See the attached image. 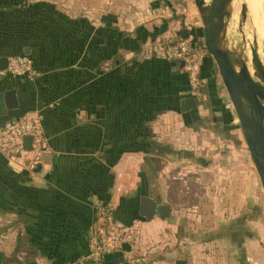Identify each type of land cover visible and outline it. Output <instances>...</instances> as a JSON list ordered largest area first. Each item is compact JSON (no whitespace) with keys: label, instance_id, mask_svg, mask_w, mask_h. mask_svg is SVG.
Instances as JSON below:
<instances>
[{"label":"crops","instance_id":"obj_1","mask_svg":"<svg viewBox=\"0 0 264 264\" xmlns=\"http://www.w3.org/2000/svg\"><path fill=\"white\" fill-rule=\"evenodd\" d=\"M25 1L0 0V58L28 56L35 72L0 81V125L39 112L48 151L34 170L0 154V216L15 223L1 247L6 264H91L89 232L108 205L120 224L140 223L144 247L173 241L142 264H247L248 240L224 234L231 220L191 201L195 188L179 180L195 167L201 177L204 168L221 176L229 154L215 147L233 154L237 142L235 121L217 108L216 65L204 54L207 99L184 112L182 101L193 97L183 64L152 52L174 37L203 40L196 0ZM184 130L193 144L210 140L213 164L200 167L196 154L181 160ZM142 198L169 206V217L148 220ZM128 250L103 264H129Z\"/></svg>","mask_w":264,"mask_h":264},{"label":"rangeland","instance_id":"obj_2","mask_svg":"<svg viewBox=\"0 0 264 264\" xmlns=\"http://www.w3.org/2000/svg\"><path fill=\"white\" fill-rule=\"evenodd\" d=\"M204 1L207 5L212 0ZM8 3H10V1H8ZM24 4L27 6L30 5L29 0H26ZM243 4L244 3L242 0H235L232 4L230 8L231 18L228 22V29L224 42L225 44L227 43L226 46L228 47L229 52H231L235 57H240L242 61L247 63L250 73H252V76L258 80L256 71H264V18L262 25H260V29L262 30H257L251 21L248 7L246 10V18L244 20L242 16ZM261 4V6L263 7L264 2H261ZM262 13L264 15V11H262ZM261 26H263V28H261ZM215 75L217 81L219 80L218 86L219 88L221 87L219 94L221 98V105L217 106V108H225V111L230 114L229 116L231 120H234L237 126L238 135H235V140H237L236 144H234V142L231 140V145L233 142V154H230L232 151V147L230 146L224 147L222 145H219L215 147L217 150L221 149L222 153L224 151L225 153L229 154L225 155L226 159L222 160L221 176L215 177L213 170V172L205 171L204 168L202 169L203 176L201 177L196 171L200 170L201 168L198 169L195 167L193 169L186 171L184 170L183 172H181L182 174L179 176V180L183 184L191 185L193 186V189L195 188L194 192L186 194L188 195V197H190L191 201L200 202L202 200L209 205V209H211L212 212L216 211L219 217L226 216L229 221L231 220V224L229 226L226 225V228L223 229L226 231L224 232V234H234V236L232 237L234 242L239 243L243 239L248 240L247 264H264L263 183L259 176L252 153L249 149L248 154L245 153L247 148L246 138L236 114L235 108L219 76L217 67H215ZM207 87L208 83L206 82V90ZM211 103L212 105H216L212 101ZM221 118L223 121L224 117L221 116ZM183 134L185 135L186 141L184 140L180 142V146H177V148L180 150L179 155L181 157V160L184 159V156L192 157L191 154H196V156L199 157L198 159H201L202 161H199L200 167H202L204 163L207 165L213 164L212 153L213 150L216 149H213L211 143L209 142L210 140H208V144L205 145L202 141H200L203 140V138H199L197 139V141H195L196 144H193V131L192 133H188L184 130V132H182V135ZM167 146L168 148L174 147L173 145ZM258 162L261 161L259 160ZM187 166L189 165H185L183 167L187 169ZM212 183H214L217 189H212L213 186H210V188L206 189V185ZM200 184H203L205 187H201ZM241 228L243 229V232H241ZM219 233L221 234V232ZM4 239L5 235H2V237H0V264H6L9 262L8 259L2 256L1 247L2 245L6 244L3 242Z\"/></svg>","mask_w":264,"mask_h":264},{"label":"built area","instance_id":"obj_3","mask_svg":"<svg viewBox=\"0 0 264 264\" xmlns=\"http://www.w3.org/2000/svg\"><path fill=\"white\" fill-rule=\"evenodd\" d=\"M152 52L166 60H176L183 64L189 79L191 95L195 100L203 97L201 67L206 48L195 49L191 37H174L159 41ZM33 62L28 56L8 58L5 69L0 70V81L7 77H30L34 75ZM31 138V148L27 149L25 139ZM48 151L42 134V116L39 112H28L17 120L0 125V153L19 169L34 170ZM91 264H103L107 255L121 252L128 247L129 264H142L158 256L173 246L172 240H163L149 247L142 243V229L139 222L120 224L112 205L99 206L96 221L88 237Z\"/></svg>","mask_w":264,"mask_h":264},{"label":"water","instance_id":"obj_4","mask_svg":"<svg viewBox=\"0 0 264 264\" xmlns=\"http://www.w3.org/2000/svg\"><path fill=\"white\" fill-rule=\"evenodd\" d=\"M233 1L212 0L206 5L204 0H196V6L203 24V41L206 51L214 61L224 88L235 108L246 138V144L253 155L264 188V78L262 77L264 75L256 71L258 80L255 79L246 62L242 61L240 57H235L231 52L230 55H227L222 50L228 22L231 18L229 6ZM246 10L247 6L243 4L242 16L244 20ZM7 64L8 58H0V70L5 69ZM8 101L12 102L11 96L8 97ZM196 108L197 101L194 98L182 101V111L188 112ZM31 141V138L25 139L27 149L31 148ZM258 159L261 160V163L258 162ZM141 213L148 220L153 219L156 215L161 219H167L170 215V207L159 206L150 198H142Z\"/></svg>","mask_w":264,"mask_h":264},{"label":"trees","instance_id":"obj_5","mask_svg":"<svg viewBox=\"0 0 264 264\" xmlns=\"http://www.w3.org/2000/svg\"><path fill=\"white\" fill-rule=\"evenodd\" d=\"M181 38H185V36H180ZM195 46V49H197V48H204L205 49V45H204V41L202 40V41H199L197 44H195L194 45ZM207 56H208V58H210V60H212V58L208 55V53H207ZM161 58H163V57H161ZM164 59V58H163ZM169 61V60H168ZM174 62H178V61H176V60H173ZM213 61V60H212ZM203 65V64H202ZM188 78V77H187ZM211 78H212V76H211ZM201 79H202V83H203V97H202V99L201 100H196L197 101V107L200 105V104H203V103H205V101H206V99H207V94H206V92H207V90L205 89V83H206V81L208 82L209 80V77L207 78V77H204L203 76V73H202V67H201ZM188 82H189V79H188ZM190 86V85H189ZM215 100V98L213 97V101ZM214 103H216V102H214ZM160 148L159 146H154V148ZM14 219H15V217H14ZM13 227H15V223H14V221L12 220V219H7V218H1V216H0V237H2V235H6V233H8L9 232V230L11 229V228H13ZM15 229V228H14ZM5 238H6V236H5ZM160 241H163V240H160ZM160 241H157V242H160ZM157 242H154L153 244H155V243H157ZM142 243H143V241H142ZM153 244H150V245H153ZM149 245V246H150ZM3 256V255H2ZM5 257V256H4ZM105 260V259H104ZM1 264H4V263H1ZM9 264H18V262H16V261H10V263Z\"/></svg>","mask_w":264,"mask_h":264},{"label":"bare ground","instance_id":"obj_6","mask_svg":"<svg viewBox=\"0 0 264 264\" xmlns=\"http://www.w3.org/2000/svg\"><path fill=\"white\" fill-rule=\"evenodd\" d=\"M235 1V0H234ZM234 1L230 4L229 10L234 3ZM241 1V0H240ZM244 4L247 5L249 14L251 16V21L254 25V27L257 30H262L260 29V25H262L264 15L262 13L263 7L261 6V2H264V0H242ZM258 20V21H257ZM263 28V26H261ZM254 29V28H253ZM257 32V31H256ZM227 44V43H226ZM225 42L223 43L222 50L226 52L227 55H230V52L228 51V47L226 46ZM228 52V53H227ZM242 53V52H241ZM247 61V60H246ZM252 74V73H251ZM253 134V133H250ZM253 140V139H252Z\"/></svg>","mask_w":264,"mask_h":264},{"label":"flooded vegetation","instance_id":"obj_7","mask_svg":"<svg viewBox=\"0 0 264 264\" xmlns=\"http://www.w3.org/2000/svg\"><path fill=\"white\" fill-rule=\"evenodd\" d=\"M260 73H262L264 75V71H259ZM264 78V76H262ZM260 160V159H259ZM261 161V160H260ZM261 163V162H260Z\"/></svg>","mask_w":264,"mask_h":264}]
</instances>
